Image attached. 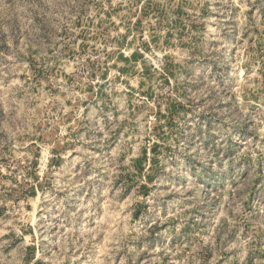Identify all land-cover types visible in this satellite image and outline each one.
<instances>
[{"label":"rangeland","instance_id":"obj_1","mask_svg":"<svg viewBox=\"0 0 264 264\" xmlns=\"http://www.w3.org/2000/svg\"><path fill=\"white\" fill-rule=\"evenodd\" d=\"M0 264H264V0H0Z\"/></svg>","mask_w":264,"mask_h":264}]
</instances>
